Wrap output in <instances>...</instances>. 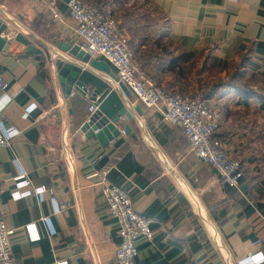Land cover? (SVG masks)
Instances as JSON below:
<instances>
[{"label":"crops","instance_id":"obj_1","mask_svg":"<svg viewBox=\"0 0 264 264\" xmlns=\"http://www.w3.org/2000/svg\"><path fill=\"white\" fill-rule=\"evenodd\" d=\"M64 1L53 11L42 0H0V19L15 17L33 47L0 51L8 84L0 121L16 133L0 147V216L15 264H116L120 239L105 184L125 190L151 224L152 238L136 241L135 264H236L248 253L264 264V0H105L102 8L119 3L118 15L129 11L146 41L168 44L185 68L193 61L190 90L198 89L196 71L202 90L215 85L210 105L222 114L215 137L240 157L239 190L191 153L159 107L146 109L130 91L120 133L106 146L81 131L90 103L74 90L65 97L52 58L61 43L81 44ZM140 56L134 53L141 68Z\"/></svg>","mask_w":264,"mask_h":264},{"label":"built area","instance_id":"obj_2","mask_svg":"<svg viewBox=\"0 0 264 264\" xmlns=\"http://www.w3.org/2000/svg\"><path fill=\"white\" fill-rule=\"evenodd\" d=\"M42 1L54 11L57 0ZM64 5L74 24L73 31L81 39L80 49L90 57L101 58L113 67L118 81L131 92L136 102L141 103L146 109L159 107L163 121L182 130L191 153L213 169L222 183L239 190L243 178L241 160L230 156L222 142L215 137L221 118L220 112L208 104L199 92L179 95L155 85L135 62L128 39L121 33L109 10H101L96 4L82 0H65ZM5 17L10 22L7 27L16 30L14 37H10L14 39L17 32L21 34L20 26L8 13H3L0 20L4 21ZM52 58L55 62L71 60L69 55L63 53L55 54ZM7 89L8 84L0 77V90L5 92ZM95 110L94 104L90 103L87 106L84 123H89ZM97 132L98 130H95L94 133ZM121 133L124 134L123 129ZM15 134L14 129L7 128L0 121V147L8 148ZM62 141L66 147L65 134ZM22 176L26 175L22 173ZM33 190L40 197L45 193L44 187ZM101 193L106 201L108 214L116 222L117 235L120 239L115 251L116 264H135L136 241L140 237L147 240L152 238L151 224L134 212L131 198L125 190L105 184L101 187ZM41 220L44 222L46 219ZM10 235L11 230L0 216V264H15L11 255ZM262 262L263 260H256V255L248 253L245 259L237 261L236 264Z\"/></svg>","mask_w":264,"mask_h":264},{"label":"water","instance_id":"obj_3","mask_svg":"<svg viewBox=\"0 0 264 264\" xmlns=\"http://www.w3.org/2000/svg\"><path fill=\"white\" fill-rule=\"evenodd\" d=\"M8 27L0 20V51L7 54L29 53L33 50L31 45L20 35L14 39H8ZM57 48L63 54L75 58L80 64L72 61L59 60L57 63V78L68 97L72 91L87 97L89 103L96 106L89 123H83L81 131L99 139L103 146L117 137L120 133L118 124L121 118L127 116L125 97H128V89L121 84L110 70V66L103 60L90 57L80 49L79 45L61 43ZM117 88H114L113 84ZM124 96V97H123ZM98 130L97 133H94ZM127 134V127L123 128Z\"/></svg>","mask_w":264,"mask_h":264},{"label":"trees","instance_id":"obj_4","mask_svg":"<svg viewBox=\"0 0 264 264\" xmlns=\"http://www.w3.org/2000/svg\"><path fill=\"white\" fill-rule=\"evenodd\" d=\"M84 1V0H83ZM91 2H95V4L102 10L106 5L105 0H91ZM106 2V3H105ZM114 9L111 10L112 15L115 17V21L119 26L121 33H125L129 38V45L133 51V53H139L140 58L142 60L141 69L144 74L149 77L157 86H161L164 90L170 91L174 94L179 95H190V84L187 82L188 75L191 74L194 65L190 62L188 68H185L181 65L180 58H172L171 48L168 44L163 43H153L148 39L145 40V37L142 34L144 29H134L130 26L132 23V19H130L129 11H125L122 15H118L120 12L119 3H115ZM132 18H134L132 16ZM124 34V35H125ZM147 37V36H146ZM164 57L159 56V53L162 52ZM189 55V54H188ZM165 56H169V59L165 58ZM171 57V58H170ZM155 58V60H153ZM180 59V60H179ZM192 59L191 55L183 61L189 62ZM166 72V73H165ZM199 72L196 71L195 75L197 76V90L200 92L204 99L208 104H210V97L213 95L215 90V85L209 90L201 88V78L199 77ZM230 85V82L228 83ZM217 87V86H216Z\"/></svg>","mask_w":264,"mask_h":264},{"label":"rangeland","instance_id":"obj_5","mask_svg":"<svg viewBox=\"0 0 264 264\" xmlns=\"http://www.w3.org/2000/svg\"><path fill=\"white\" fill-rule=\"evenodd\" d=\"M15 20H16V22L18 23V20L15 18V17H13ZM19 24V23H18ZM8 31H9V28H8ZM16 32V30H13V33H15ZM125 34V33H124ZM17 35H19V33L17 32ZM125 36L127 37V39H128V42H129V38H128V35L127 34H125ZM130 46V45H129ZM130 49H131V47H130ZM132 50V49H131ZM161 87V86H160ZM194 92H198V91H195V90H191V91H189V93H194ZM200 93V92H199ZM222 115V114H221ZM244 126V125H243ZM240 158V157H239ZM262 169V168H261Z\"/></svg>","mask_w":264,"mask_h":264}]
</instances>
